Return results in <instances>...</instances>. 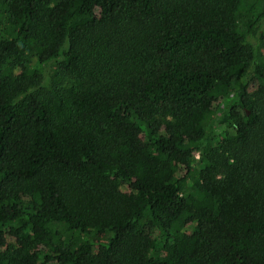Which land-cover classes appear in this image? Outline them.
Here are the masks:
<instances>
[{
    "label": "trees",
    "instance_id": "1",
    "mask_svg": "<svg viewBox=\"0 0 264 264\" xmlns=\"http://www.w3.org/2000/svg\"><path fill=\"white\" fill-rule=\"evenodd\" d=\"M262 23L264 0H0V264H264Z\"/></svg>",
    "mask_w": 264,
    "mask_h": 264
},
{
    "label": "rangeland",
    "instance_id": "2",
    "mask_svg": "<svg viewBox=\"0 0 264 264\" xmlns=\"http://www.w3.org/2000/svg\"><path fill=\"white\" fill-rule=\"evenodd\" d=\"M263 25L262 26H264V23H262ZM258 42V36L253 40V45H255V44H259L258 46H259V48L260 49H262V51L264 52V45H263V43L262 42H259V43H257ZM53 67L49 64L46 68H45V70L47 71V73H50L53 69H52ZM48 75V74H47ZM249 78H250V82H251V88L253 89V88H255L256 86H257V84H258V82H257V80L255 79V78H252L251 76H248ZM227 96L229 97V96H231V93L230 92H228V94H227ZM216 116H217V113L215 114V115H213L212 117H210L209 118V120H208V123L209 124H211L212 122H213V120L216 118ZM208 133L210 134V139H211V141L213 142V143H215L216 141V139L218 138V136H219V133L218 132H215V130H214V128H212L211 126H209V128H208ZM100 238V237H99Z\"/></svg>",
    "mask_w": 264,
    "mask_h": 264
}]
</instances>
